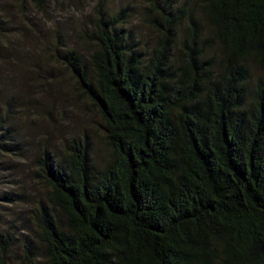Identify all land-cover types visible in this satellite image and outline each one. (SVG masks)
Segmentation results:
<instances>
[{
  "label": "trees",
  "instance_id": "obj_1",
  "mask_svg": "<svg viewBox=\"0 0 264 264\" xmlns=\"http://www.w3.org/2000/svg\"><path fill=\"white\" fill-rule=\"evenodd\" d=\"M194 2L208 34L186 1L155 0L149 50L122 25L128 8L96 14L87 59L57 48L106 153L69 138L38 155L48 209L34 215L39 257L26 244L22 264H264V0ZM4 126L1 144L15 133Z\"/></svg>",
  "mask_w": 264,
  "mask_h": 264
},
{
  "label": "rangeland",
  "instance_id": "obj_2",
  "mask_svg": "<svg viewBox=\"0 0 264 264\" xmlns=\"http://www.w3.org/2000/svg\"><path fill=\"white\" fill-rule=\"evenodd\" d=\"M185 1L208 34L194 0H181ZM153 2L47 0L41 10L29 0H0V119L5 130L15 129L4 139L6 145L0 143L7 149H0V242L3 237L11 239L7 264H22L26 244L39 257L34 215L42 207L48 209V187L37 174L38 155L43 151L62 154L69 138L87 141L93 156L101 158L106 153L103 120L57 48L61 53L64 46L75 49L87 59L97 47L93 39L96 14L111 17L128 8L122 25L133 32L140 47L149 50L156 40L149 23V17L157 16ZM185 27L177 29L175 60L181 56ZM252 71L254 77L259 74L255 67Z\"/></svg>",
  "mask_w": 264,
  "mask_h": 264
}]
</instances>
